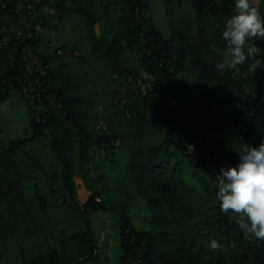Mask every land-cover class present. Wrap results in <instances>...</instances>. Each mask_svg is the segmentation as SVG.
<instances>
[{"label": "trees", "instance_id": "obj_1", "mask_svg": "<svg viewBox=\"0 0 264 264\" xmlns=\"http://www.w3.org/2000/svg\"><path fill=\"white\" fill-rule=\"evenodd\" d=\"M164 4L40 0L33 23L0 0V245L20 264H104L90 217L110 210L118 264H264V240L246 236L215 199L220 168L264 141V41L219 73L231 59L221 33L234 0ZM253 6L264 13V0ZM14 33L22 40L4 45ZM2 107L26 118L25 135L7 144ZM122 148L129 161L115 202L81 192L88 165ZM139 203L142 228L131 213Z\"/></svg>", "mask_w": 264, "mask_h": 264}, {"label": "clouds", "instance_id": "obj_2", "mask_svg": "<svg viewBox=\"0 0 264 264\" xmlns=\"http://www.w3.org/2000/svg\"><path fill=\"white\" fill-rule=\"evenodd\" d=\"M235 14L228 18L221 33L231 59L216 64V71L235 69L256 57L264 41V13L252 0H234ZM259 60V59H257ZM256 71V64L250 65ZM235 167H221L217 174L215 199L219 209L232 219L246 236L264 240V141L258 147H243ZM211 248L219 245L211 241Z\"/></svg>", "mask_w": 264, "mask_h": 264}, {"label": "rangeland", "instance_id": "obj_3", "mask_svg": "<svg viewBox=\"0 0 264 264\" xmlns=\"http://www.w3.org/2000/svg\"><path fill=\"white\" fill-rule=\"evenodd\" d=\"M161 3H166V0H160ZM254 5H259L261 0H252ZM165 5V4H164ZM164 12V9L163 11ZM155 17L158 22V26L167 35L166 16H163L162 23L159 14L155 12ZM163 24V27H162ZM30 54V52H28ZM29 57V64L34 61V58ZM230 60V59H228ZM2 116L9 124V129L2 135L1 142L7 144L11 140L18 139L25 135L26 125L24 123L25 115L20 112L21 119L17 120V116L4 111V107L1 108ZM16 117V118H15ZM129 158L125 149H119L115 154H109L107 157L99 156L94 162H91L89 167V181L85 185L81 177L78 182L81 184V192L85 191H99L100 199L108 200L111 203L115 202V186L117 182L122 179L124 175V169L128 163ZM135 208V207H134ZM132 220L138 228H142L147 225L144 222L145 211H143L142 204H138L135 209L132 210ZM92 223L95 229V237L97 239L98 246L100 248L101 259L104 264H118V257L120 254V236L118 231V213L116 210H110L108 212H97L91 217ZM49 248L54 247L53 243H48ZM38 251H44L46 247H37ZM0 262L1 264H20L18 256L14 251L7 250L0 245Z\"/></svg>", "mask_w": 264, "mask_h": 264}, {"label": "built area", "instance_id": "obj_4", "mask_svg": "<svg viewBox=\"0 0 264 264\" xmlns=\"http://www.w3.org/2000/svg\"><path fill=\"white\" fill-rule=\"evenodd\" d=\"M40 0H6V2L10 5H14V8L16 9L15 12H20L21 16L23 18H28V16H31L32 22L35 23V21L37 20V18L39 17V14L36 13L35 8L36 6L39 4ZM36 25V24H35ZM35 30H39V25L35 26ZM12 40H14V44H18L19 41L22 40V38L20 37V35L18 34H10L9 36H5L2 39V42L4 45H7L8 43L12 42ZM152 81V78H149V82ZM148 86H150L148 84ZM212 113L216 116L219 115L220 113V108L217 106H213L211 108ZM220 119V117H218ZM227 124L230 126H235L234 122L231 121H227ZM239 131L241 133H243L245 131V128L243 126H241L239 128ZM189 142V141H188ZM194 150V146L193 144L190 142L188 145V152L192 153V151Z\"/></svg>", "mask_w": 264, "mask_h": 264}, {"label": "crops", "instance_id": "obj_5", "mask_svg": "<svg viewBox=\"0 0 264 264\" xmlns=\"http://www.w3.org/2000/svg\"><path fill=\"white\" fill-rule=\"evenodd\" d=\"M49 13H52V10L51 9H46ZM28 56H30V55H28Z\"/></svg>", "mask_w": 264, "mask_h": 264}]
</instances>
